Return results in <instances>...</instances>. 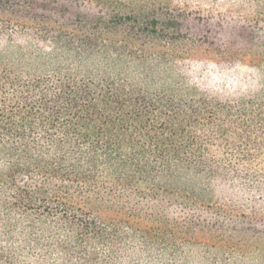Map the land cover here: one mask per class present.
Here are the masks:
<instances>
[{
  "label": "trees",
  "instance_id": "1",
  "mask_svg": "<svg viewBox=\"0 0 264 264\" xmlns=\"http://www.w3.org/2000/svg\"><path fill=\"white\" fill-rule=\"evenodd\" d=\"M37 1L0 0V264H264V96L176 70L177 7L94 0L49 39ZM208 2L253 8L210 24L263 61L264 0Z\"/></svg>",
  "mask_w": 264,
  "mask_h": 264
},
{
  "label": "rangeland",
  "instance_id": "2",
  "mask_svg": "<svg viewBox=\"0 0 264 264\" xmlns=\"http://www.w3.org/2000/svg\"><path fill=\"white\" fill-rule=\"evenodd\" d=\"M144 1L156 2L157 6L162 5L165 7L169 4L177 7L178 10L174 12L184 17L182 20L183 33L181 34L183 42L176 44L174 47L170 46L163 49V54L167 60L173 58L176 61L175 68L177 71H180L184 67L193 71L194 69H198L200 64H204L205 67L202 68L206 69L212 76L220 73H234L233 75L243 79V84L241 85L243 92H253L264 96V58L261 62H255L253 61V53L244 54L245 42L237 37L235 29L228 25L229 18L223 26L210 24L217 19V16H220L219 12L223 15L226 13V15L233 17V19H251L253 8L238 9L226 3L222 10L218 12L209 7V0ZM33 6L37 11L47 16L45 27L49 30L47 34L49 39L59 36L61 38L84 40L86 37L83 33H75L71 28L65 27L70 26L69 24L82 27L95 21L102 11L94 0H80L78 4L72 3L70 0L56 2L53 0H43L37 1ZM231 10L234 11L231 12ZM59 25L63 27H58ZM88 26L92 25L89 24ZM56 27L64 28L63 32L55 34L54 30ZM226 35H230L232 40L236 42L235 44L230 42L227 50L223 48L224 44L222 45L223 42L227 41L225 39ZM116 42L117 48L123 50L131 48H128V44L122 38H117ZM115 71L133 79H138L137 72L132 68L117 69Z\"/></svg>",
  "mask_w": 264,
  "mask_h": 264
}]
</instances>
